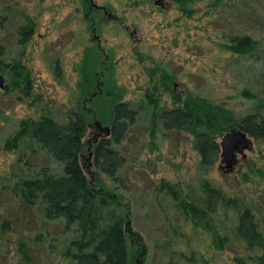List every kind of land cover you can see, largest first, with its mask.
<instances>
[{"label":"rangeland","instance_id":"374dc122","mask_svg":"<svg viewBox=\"0 0 264 264\" xmlns=\"http://www.w3.org/2000/svg\"><path fill=\"white\" fill-rule=\"evenodd\" d=\"M88 1L91 7L83 0H0V16L5 20L0 26V45L5 43L0 61L21 65L18 72L0 68V202L13 207L8 205L9 196L4 195L9 176L13 170L27 168L24 159L18 161L19 152L4 149V142L18 130L21 119L50 115L59 123L67 121V113L83 103L78 87L80 66L84 51L93 49L100 63L112 64L113 84L121 91L122 100L138 112L121 149L126 161L120 174L126 190L98 173L107 189L122 194L124 203L128 198L132 202L129 241L131 244L136 238L143 249L134 264H168L169 255L161 245L171 235L153 201V186L160 180L178 183L186 192L188 185L197 186L200 177L207 178L230 193L256 202V220L262 225L264 143L252 138L251 148L244 150V155L237 154L231 168L219 159L208 170H202L189 135L174 138L158 128L152 138L146 94L156 97L162 108L172 106L171 93L159 80L166 73L183 98L191 92L232 110L238 117L264 103L242 95V90L248 89L258 98L264 97V0H190L184 5L173 0ZM11 5L35 23L25 45L14 34L16 25L23 24L24 19L13 14ZM6 6L10 10H3ZM233 35L251 37L256 43L254 50L245 55L228 51L226 45ZM18 76L29 78L30 96L14 87ZM165 82L170 86L169 81ZM95 132L87 128L85 165L91 163L86 158ZM43 162L52 172L61 171L60 163L49 155ZM245 174L248 181L243 180ZM5 211L0 206V222L9 216ZM34 220L28 213L20 227H32ZM50 232L43 236L42 264H56L58 258L48 246L70 235L58 236L53 229ZM179 233L176 246L185 251L193 249L199 258L197 264H234L233 250L213 248L207 233L192 230L189 225ZM15 242V234L0 240V264L16 261Z\"/></svg>","mask_w":264,"mask_h":264},{"label":"trees","instance_id":"16d2710c","mask_svg":"<svg viewBox=\"0 0 264 264\" xmlns=\"http://www.w3.org/2000/svg\"><path fill=\"white\" fill-rule=\"evenodd\" d=\"M173 1L184 5L190 0ZM83 2L91 7L88 0ZM7 8L10 10V6L3 10ZM11 11L24 19L23 24L16 25L14 34L18 35L19 43L25 45L32 37L35 23L18 7L11 5ZM1 18L0 26L5 22L4 17ZM255 46L251 37L233 35L226 49L233 54L245 55ZM4 48L5 43L0 45V56ZM20 67L18 62L9 65L0 61L2 69L16 71ZM111 69L110 62L100 63L96 51L86 49L78 83L84 100L79 108L69 111L67 121L63 123L50 115L21 119L18 130L4 142V149L19 152L18 161L24 159L27 167L13 170L9 176L10 183L4 195L9 196L11 202L8 205L13 207L4 206L3 200L0 202L9 214L0 222V240L16 235L13 254L16 261L13 264H42L43 236L51 235V229L57 231L58 236L70 234L56 245L48 246L58 258L56 264H134L135 257L143 253L136 238L131 239V244L129 241L131 200L128 198L124 203L123 195L107 189L98 175L104 174L116 186L126 190L120 174L126 161L121 149L138 117L137 110L122 100L121 91L111 80ZM19 78L13 83L14 87L20 94L30 96L29 78ZM170 79L166 73L159 79L161 86L171 93L173 103L170 108H162L156 97L146 94V104L151 107L152 138L158 128L174 138L175 135H189L202 170H208L220 159L218 139L231 128L237 127L264 143V103L238 117L232 110L191 92L183 98L173 89ZM242 95L257 102L264 101V97L260 99L248 89H243ZM86 102H89L88 106ZM94 120L108 125L110 132L91 145L93 170L88 174L82 158L87 151L88 124ZM47 155L60 163L59 173L52 172L43 162ZM243 180L248 181L246 174ZM186 189L184 192L178 183L165 180L153 186L154 205L171 235V239L161 245L169 255L168 264H197L199 260L193 249L185 251L176 246L175 239L185 225L207 233L213 248H231L234 264H264V221L261 225L256 220V202L230 193L204 177L199 178L197 186L188 185ZM28 213L33 215L34 224L20 227Z\"/></svg>","mask_w":264,"mask_h":264},{"label":"water","instance_id":"95a60500","mask_svg":"<svg viewBox=\"0 0 264 264\" xmlns=\"http://www.w3.org/2000/svg\"><path fill=\"white\" fill-rule=\"evenodd\" d=\"M95 5V4H94ZM96 6V5H95ZM97 7V6H96ZM104 10L105 8L102 7ZM3 86L2 78L0 77V87ZM88 127L95 129L93 135V142H96L99 137L108 136L110 132V127L108 125H102L98 120H94ZM93 134V133H92ZM220 145V161L226 164V167L231 168L237 161V154L244 155V150L250 149L252 145V138L242 131L241 129L234 127L229 131L224 133L219 140ZM92 152L89 149L87 161L91 159ZM83 163V158H82ZM92 164L88 162V165L83 164V168L86 173H90V166Z\"/></svg>","mask_w":264,"mask_h":264},{"label":"flooded vegetation","instance_id":"af4514ba","mask_svg":"<svg viewBox=\"0 0 264 264\" xmlns=\"http://www.w3.org/2000/svg\"><path fill=\"white\" fill-rule=\"evenodd\" d=\"M102 10H103L104 12H106V10H104L103 8H102Z\"/></svg>","mask_w":264,"mask_h":264}]
</instances>
